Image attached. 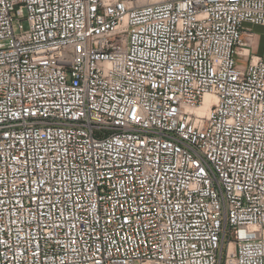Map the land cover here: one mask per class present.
I'll return each instance as SVG.
<instances>
[{"label":"built area","instance_id":"built-area-1","mask_svg":"<svg viewBox=\"0 0 264 264\" xmlns=\"http://www.w3.org/2000/svg\"><path fill=\"white\" fill-rule=\"evenodd\" d=\"M245 24L264 0H0V264H264Z\"/></svg>","mask_w":264,"mask_h":264},{"label":"crops","instance_id":"crops-1","mask_svg":"<svg viewBox=\"0 0 264 264\" xmlns=\"http://www.w3.org/2000/svg\"><path fill=\"white\" fill-rule=\"evenodd\" d=\"M244 27L248 32L245 34L246 44L238 50L239 56L244 60V63L240 64L245 65L247 59V56L243 55V50H246L247 55H259L264 60V26L245 24Z\"/></svg>","mask_w":264,"mask_h":264},{"label":"rangeland","instance_id":"rangeland-1","mask_svg":"<svg viewBox=\"0 0 264 264\" xmlns=\"http://www.w3.org/2000/svg\"><path fill=\"white\" fill-rule=\"evenodd\" d=\"M23 24H24V26H26L25 21H23ZM237 59H238L239 63H244V60H243V58L241 56H237Z\"/></svg>","mask_w":264,"mask_h":264},{"label":"bare ground","instance_id":"bare-ground-1","mask_svg":"<svg viewBox=\"0 0 264 264\" xmlns=\"http://www.w3.org/2000/svg\"><path fill=\"white\" fill-rule=\"evenodd\" d=\"M242 52H246V50H243ZM209 99V96H206V100H208Z\"/></svg>","mask_w":264,"mask_h":264}]
</instances>
